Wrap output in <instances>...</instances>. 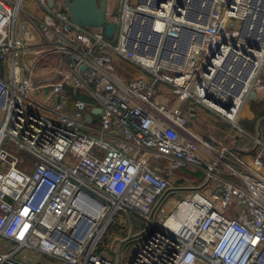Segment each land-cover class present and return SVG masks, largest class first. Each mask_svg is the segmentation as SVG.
Returning <instances> with one entry per match:
<instances>
[{"label":"built area","instance_id":"built-area-1","mask_svg":"<svg viewBox=\"0 0 264 264\" xmlns=\"http://www.w3.org/2000/svg\"><path fill=\"white\" fill-rule=\"evenodd\" d=\"M106 18L113 40L67 0H0V264H264V141L240 125L264 97V0H116ZM200 109L253 163L189 126ZM120 218L129 236L100 249Z\"/></svg>","mask_w":264,"mask_h":264},{"label":"crops","instance_id":"crops-1","mask_svg":"<svg viewBox=\"0 0 264 264\" xmlns=\"http://www.w3.org/2000/svg\"><path fill=\"white\" fill-rule=\"evenodd\" d=\"M30 7H34V5L30 4ZM44 68V67H43ZM0 70H1V75L5 76L7 75L4 72V69L2 70L1 66H0ZM46 68L38 70L36 69V75H43L44 73H46ZM262 77H263V81H264V66L262 68ZM47 78V77H46ZM252 100V106H250V101L248 102V106L246 108V110L244 111L245 115L242 117L241 122L243 123H249V124H253V128L251 130H249L251 133L255 134L256 132L260 133L262 140L264 141V131H262L261 129V125L262 123L264 124V114H262V116L260 115L262 113V110L260 109V107L258 106L257 103L260 102H264V97L263 98H259V99H253ZM256 105V108L253 109V105ZM201 120H205L208 122H211V125L207 126V129L203 130L204 132H200L195 126L192 125L193 121L198 122V124L202 123ZM216 122V123H215ZM189 126L196 130L197 132H199L202 136L206 137L209 142L219 146V145H228L230 148L238 150V151H243L241 150V148H244L245 151V155L247 157V159L250 161V163H253L255 156L257 154H255V152L251 151L252 150V143L250 144V142L248 143L245 140V137L240 135L239 133H236L235 130L233 131L231 129V125L229 123H227L226 121L222 120L221 118L216 117L214 114L210 113L207 110H198L194 113L193 117L191 118V120L189 121ZM198 126V125H196ZM263 156V155H261ZM261 162L259 165V169L260 171L264 174V159L261 158ZM121 228L120 230H122V232L124 233L122 236L123 238H125L126 236H129L130 233V229L128 227V224L126 221H124L123 223H121L120 225ZM119 230V229H118ZM113 237H117V236H113ZM112 237V238H113ZM112 238L109 239L107 244H103L101 245L100 249H105L108 244L111 242Z\"/></svg>","mask_w":264,"mask_h":264},{"label":"water","instance_id":"water-1","mask_svg":"<svg viewBox=\"0 0 264 264\" xmlns=\"http://www.w3.org/2000/svg\"><path fill=\"white\" fill-rule=\"evenodd\" d=\"M107 2L108 0H67L69 17L76 25L98 28L105 39L113 40L117 33V24L106 18ZM250 96L259 99L254 92H251ZM99 112L98 108L92 110L93 114ZM85 119L91 122V115L87 114Z\"/></svg>","mask_w":264,"mask_h":264},{"label":"rangeland","instance_id":"rangeland-1","mask_svg":"<svg viewBox=\"0 0 264 264\" xmlns=\"http://www.w3.org/2000/svg\"><path fill=\"white\" fill-rule=\"evenodd\" d=\"M115 5H116V0H108V2H107V10L108 11H113V9L115 8ZM44 66H49L46 62L45 63H39L38 64V66H37V69L38 70H41V69H43V67ZM116 71H117V73L121 76V77H123V76H129V78L130 77H132L133 75H134V72L131 70V69H129V67H128V65L126 64V63H123V64H120V65H117L116 66ZM201 111L202 110H204V109H200ZM202 121V123H200V124H198V122H196V121H193L192 122V125L193 126H195L200 132H204L203 130L205 129H207V126L208 125H211V122H208V121H203V120H201ZM216 123V122H215ZM242 123L243 122H241V126H243L242 125ZM196 125H198V126H196ZM231 129L234 131L235 130V132L237 133V131H236V129L235 128H233V127H231ZM261 129H262V131H264V124L262 123V125H261ZM246 130V129H245ZM249 133H251L249 130H247ZM251 134H253V133H251ZM243 136V135H242ZM249 137L248 136H245V140L247 141V139H248ZM241 150H243V151H245V149L244 148H241ZM19 154H21L22 156H25L26 154H24L23 152H18ZM121 217V216H120ZM122 218H124V217H122ZM121 219V218H120ZM116 219L115 221H116V223H114L113 225L115 226V227H121L120 225H121V223H123L124 221H125V219ZM134 223V227H135V232L136 231H138L139 229H141V226L142 225H140L138 222H133ZM129 225V224H128ZM106 237H107V235L105 236V238H103L102 239V242H101V245H103L104 243H105V239H106ZM117 239H119V240H124L123 239V237L122 236H117L116 237ZM136 242L135 241H133V242H130L129 243V241H125V243H124V247L125 246H127V245H133V244H135ZM128 256V254L126 253L125 254V257H127ZM122 263H124V261H122Z\"/></svg>","mask_w":264,"mask_h":264},{"label":"trees","instance_id":"trees-1","mask_svg":"<svg viewBox=\"0 0 264 264\" xmlns=\"http://www.w3.org/2000/svg\"><path fill=\"white\" fill-rule=\"evenodd\" d=\"M128 65V64H127ZM129 66V65H128ZM129 68H132V66H129ZM1 70H0V75H1ZM125 79H129V76H123ZM258 106L260 107V109L262 110V113L260 114L262 116V114H264V102H260V103H257ZM253 105V109L256 108V105ZM250 106H252V100H250ZM242 127L246 130H251L253 128V124H249V123H242ZM119 229V230H118ZM121 228L119 227H115L114 225H111L108 230H107V237L106 239L104 240L105 243L104 244H107L109 239L112 238L114 235L115 236H120V235H123L124 233L122 232V230H120Z\"/></svg>","mask_w":264,"mask_h":264}]
</instances>
